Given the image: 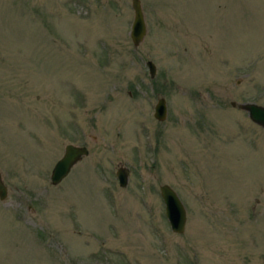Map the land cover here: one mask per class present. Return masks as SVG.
I'll use <instances>...</instances> for the list:
<instances>
[{"label": "rangeland", "instance_id": "1", "mask_svg": "<svg viewBox=\"0 0 264 264\" xmlns=\"http://www.w3.org/2000/svg\"><path fill=\"white\" fill-rule=\"evenodd\" d=\"M139 2L133 46L130 0H0V264H264V0Z\"/></svg>", "mask_w": 264, "mask_h": 264}, {"label": "water", "instance_id": "2", "mask_svg": "<svg viewBox=\"0 0 264 264\" xmlns=\"http://www.w3.org/2000/svg\"><path fill=\"white\" fill-rule=\"evenodd\" d=\"M132 9V19L130 22L128 36L133 46H137L146 33V25L143 12L139 0H130ZM149 77H153L155 66L150 61L145 62ZM234 106V103H230ZM240 110L244 111L248 119L255 125L264 129V106L255 102H242L236 105ZM166 104L163 97L156 99L153 105L152 116L158 121H163L166 117ZM88 154V150L84 145H75L67 143L63 147L61 156L53 164L49 173V182L52 185L58 184L82 157ZM115 177L118 185L124 187L127 182V169L118 167L115 171ZM159 196L163 203V213L168 222L169 229L173 233H182L185 226L186 215L185 209L176 192L167 184H162L158 188ZM7 189L0 174V200H4Z\"/></svg>", "mask_w": 264, "mask_h": 264}]
</instances>
